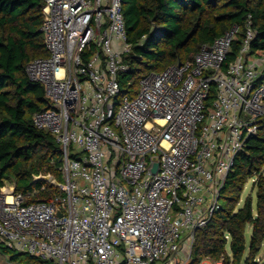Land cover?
Returning a JSON list of instances; mask_svg holds the SVG:
<instances>
[{
	"label": "built area",
	"instance_id": "obj_1",
	"mask_svg": "<svg viewBox=\"0 0 264 264\" xmlns=\"http://www.w3.org/2000/svg\"><path fill=\"white\" fill-rule=\"evenodd\" d=\"M42 2L47 55L26 72L50 100L33 123L60 145L65 181L51 175L55 195L27 202L33 193L5 180L0 245L46 264H189L237 156L264 126V50L252 51L251 20L232 61L238 26L144 75L119 102L132 51L123 0Z\"/></svg>",
	"mask_w": 264,
	"mask_h": 264
},
{
	"label": "trees",
	"instance_id": "obj_2",
	"mask_svg": "<svg viewBox=\"0 0 264 264\" xmlns=\"http://www.w3.org/2000/svg\"><path fill=\"white\" fill-rule=\"evenodd\" d=\"M42 1L0 0V186L8 180L15 183L17 192L33 193L27 202L48 201L55 195L58 189L53 184L34 182V176L50 173L58 177L62 165V149L54 136L33 123V114L47 109L50 100L43 84L31 81L26 72L31 60L47 55L40 31ZM123 3L132 51L125 57L130 70L120 78L122 93L133 91L149 71L193 59L204 44L238 26L229 56L232 61L242 47L248 20L256 32L252 51L264 50V0ZM263 169L264 126L237 156L221 190V208L196 232L189 264H199L205 258L224 264H263L258 257L264 245ZM250 179L256 183V201L252 195L244 196ZM249 225L252 234L247 242ZM34 262L47 263L40 258Z\"/></svg>",
	"mask_w": 264,
	"mask_h": 264
},
{
	"label": "rangeland",
	"instance_id": "obj_3",
	"mask_svg": "<svg viewBox=\"0 0 264 264\" xmlns=\"http://www.w3.org/2000/svg\"><path fill=\"white\" fill-rule=\"evenodd\" d=\"M149 72H151V71H149ZM130 76H131V74L126 76V78H125L126 82H128L130 80V78H129ZM137 90H139L138 83L134 86L133 91L122 93L119 97V102H123V100L125 99L126 96H129V97L136 96ZM212 100H213V97H210L208 102L210 103ZM262 175H264V169H263ZM56 178L58 179V181H62V182L65 181V179L63 178L62 172ZM258 178H259V175L257 176V180H258ZM253 179L255 180V178H253ZM254 180L250 179L248 181V183L245 187L244 196L252 195L254 200L256 201V195H255L256 183H254ZM66 196H67V193H62V197H66ZM220 203H221V201H220ZM251 234H252V227H251V225H249L247 227V230H246L247 242H250ZM5 251H7V252H5ZM11 256H16L15 260L21 261L24 263L25 262H32L35 259L30 254L24 253V252L20 251L19 249H16L14 246L10 245L9 247H7L4 245H0V264H10L11 263V260H10ZM258 257L260 259V262L264 264V245H263L262 249L260 250ZM36 259H38V258L36 257ZM214 261L215 260L205 258L199 264H214Z\"/></svg>",
	"mask_w": 264,
	"mask_h": 264
},
{
	"label": "water",
	"instance_id": "obj_4",
	"mask_svg": "<svg viewBox=\"0 0 264 264\" xmlns=\"http://www.w3.org/2000/svg\"><path fill=\"white\" fill-rule=\"evenodd\" d=\"M179 64H181V61L178 62ZM25 148L27 146H24ZM157 167H158V163H156L154 165V168H153V172H156L157 171ZM51 179V174H39V175H36L34 176V182H37V181H49ZM59 215H61L60 212H58Z\"/></svg>",
	"mask_w": 264,
	"mask_h": 264
}]
</instances>
